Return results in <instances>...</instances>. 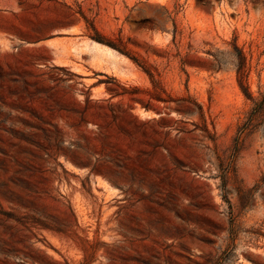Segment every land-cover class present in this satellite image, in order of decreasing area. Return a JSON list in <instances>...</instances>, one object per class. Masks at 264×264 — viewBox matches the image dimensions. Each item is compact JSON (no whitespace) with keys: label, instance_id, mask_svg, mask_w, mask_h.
<instances>
[{"label":"rangeland","instance_id":"rangeland-1","mask_svg":"<svg viewBox=\"0 0 264 264\" xmlns=\"http://www.w3.org/2000/svg\"><path fill=\"white\" fill-rule=\"evenodd\" d=\"M0 264H264V0H0Z\"/></svg>","mask_w":264,"mask_h":264},{"label":"trees","instance_id":"trees-1","mask_svg":"<svg viewBox=\"0 0 264 264\" xmlns=\"http://www.w3.org/2000/svg\"><path fill=\"white\" fill-rule=\"evenodd\" d=\"M92 38H93L95 41H97V42H100V43H103V44L108 45L109 47H111V48H113V49L119 51L120 53H123V54L128 55V52H126V50H125L123 47L119 46V44H116L115 42H112L111 40H108V39L104 38L101 34H99V33H97V32H96L95 35L92 36ZM129 57H130L131 59H133V61H136V58H134L133 56H129ZM143 69L145 70V72H146L149 76H151V73H150V71H149L147 68H144V67H143ZM246 95L249 96V94H246Z\"/></svg>","mask_w":264,"mask_h":264},{"label":"bare ground","instance_id":"bare-ground-1","mask_svg":"<svg viewBox=\"0 0 264 264\" xmlns=\"http://www.w3.org/2000/svg\"><path fill=\"white\" fill-rule=\"evenodd\" d=\"M90 48L98 53L103 52L105 54H110L111 51H113L110 47L104 44L98 43L96 41H91Z\"/></svg>","mask_w":264,"mask_h":264}]
</instances>
